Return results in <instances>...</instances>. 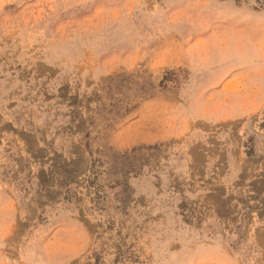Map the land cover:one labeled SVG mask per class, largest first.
<instances>
[{
    "label": "rangeland",
    "instance_id": "rangeland-1",
    "mask_svg": "<svg viewBox=\"0 0 264 264\" xmlns=\"http://www.w3.org/2000/svg\"><path fill=\"white\" fill-rule=\"evenodd\" d=\"M0 264H264V0H0Z\"/></svg>",
    "mask_w": 264,
    "mask_h": 264
}]
</instances>
